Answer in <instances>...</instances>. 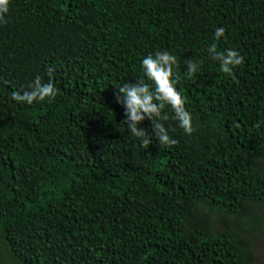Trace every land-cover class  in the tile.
<instances>
[{
  "label": "trees",
  "instance_id": "16d2710c",
  "mask_svg": "<svg viewBox=\"0 0 264 264\" xmlns=\"http://www.w3.org/2000/svg\"><path fill=\"white\" fill-rule=\"evenodd\" d=\"M213 43L244 57L231 75ZM157 50L177 59L193 131L166 106L176 143L141 146L117 84H150L140 60ZM187 60L199 65L190 79ZM49 68L50 102L12 100ZM249 233L264 236V0H10L0 264H258Z\"/></svg>",
  "mask_w": 264,
  "mask_h": 264
},
{
  "label": "clouds",
  "instance_id": "9594fccd",
  "mask_svg": "<svg viewBox=\"0 0 264 264\" xmlns=\"http://www.w3.org/2000/svg\"><path fill=\"white\" fill-rule=\"evenodd\" d=\"M9 5L10 0H0V23L5 22ZM213 35L216 40H220L225 35V29L217 27ZM207 52L212 60L218 62L220 71L227 75H231L233 69L244 62V57L234 48L218 51L217 45L213 43L208 46ZM185 63L187 65L185 77L190 79L197 73L199 65L192 60H187ZM176 64L175 55L167 50L150 52L140 60L143 77L150 81V84L146 83L145 79H138L136 83L117 84L120 94L117 96V102L124 108V125L128 133L139 140L141 146L149 145L153 142V138L158 141L160 147L176 143L164 123L169 119L163 111L166 106L171 108L172 119L177 122L179 128L187 134L193 131V117L185 106L187 98L177 88L178 80L174 70ZM52 72L53 69L49 68L47 80L36 74L26 88L12 90L10 93L12 100L26 105L46 100L50 102L57 92L52 83ZM145 119L151 121L150 132L139 126Z\"/></svg>",
  "mask_w": 264,
  "mask_h": 264
},
{
  "label": "rangeland",
  "instance_id": "374dc122",
  "mask_svg": "<svg viewBox=\"0 0 264 264\" xmlns=\"http://www.w3.org/2000/svg\"><path fill=\"white\" fill-rule=\"evenodd\" d=\"M258 236V238H255L254 245H255V252H256V263L258 264H264V236L257 233V234H246V236L249 238Z\"/></svg>",
  "mask_w": 264,
  "mask_h": 264
}]
</instances>
